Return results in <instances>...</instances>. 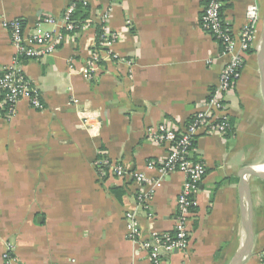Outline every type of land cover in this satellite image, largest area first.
Masks as SVG:
<instances>
[{
    "label": "crops",
    "instance_id": "1",
    "mask_svg": "<svg viewBox=\"0 0 264 264\" xmlns=\"http://www.w3.org/2000/svg\"><path fill=\"white\" fill-rule=\"evenodd\" d=\"M76 1L88 5L91 26L77 36L65 32L53 54L22 60L45 108L22 99L14 116L0 120V264L8 242L21 264H154L128 237L126 214L135 215L142 233L151 226L174 230L185 175L173 172L155 187L159 170L148 162L164 160L169 146L149 141L146 131L189 122L218 84L225 63L222 45L200 23L208 0H0V20L21 17L30 32L40 18H61ZM251 3L260 8L258 36L229 99L232 129L198 137L194 156L205 162L207 173L195 194L191 245L165 253L160 264H230L240 245L247 190L240 174L250 167L264 170L257 53L264 0H225L223 6L224 19L239 35ZM107 10L118 35L111 46L117 57L104 61L92 81L83 67L100 14ZM15 55L10 32L0 22V72ZM100 151L131 171H143L149 181H100L94 164ZM245 180L254 238L253 254L244 264H262L264 179L247 174ZM113 187L124 194L117 196ZM153 189L151 221L138 193Z\"/></svg>",
    "mask_w": 264,
    "mask_h": 264
},
{
    "label": "built area",
    "instance_id": "2",
    "mask_svg": "<svg viewBox=\"0 0 264 264\" xmlns=\"http://www.w3.org/2000/svg\"><path fill=\"white\" fill-rule=\"evenodd\" d=\"M224 3L225 0H208L200 17L203 29L222 45L225 63L217 86L209 92L183 128L161 123L146 131L149 141L169 146V153L164 160L148 162L150 168L159 170L160 176L154 182L155 187L161 186L164 177L173 172L181 171L185 175L182 190L177 198V219L174 230L164 232L149 230L147 233H142L135 215L126 214L128 237L147 252L154 264H160L165 253L175 250L185 251L190 246V224L195 215V194L207 172L205 162L194 158L196 142L199 136L226 134L232 129L231 115L228 111L229 99L234 94L236 83L242 75L246 56L257 40L259 5L257 3L248 5L247 21L239 35H235L223 17ZM75 11L76 3H71L65 8L61 18L42 17L30 32L27 31L21 17L0 20L10 32L11 41L16 48L13 64L0 72V120L14 116L22 99H28L31 107L35 109L45 108L41 92L27 76L22 60L53 54L62 43L65 32L77 36L82 30L90 27L91 20L78 22L74 16ZM47 25H55L57 28H48ZM98 26L90 58L83 67V72L91 80L100 73V67L103 66L100 61L117 57L112 53L111 46L117 41L118 35L109 25L108 10L100 14ZM95 167L101 181L107 177H133L140 184L149 181L146 173L127 169L120 162L112 161L104 151H100L97 155ZM153 197L154 189L138 193V203L151 221L154 217L151 204ZM13 251L12 243L8 242L2 253L3 264H21ZM260 257L264 264V254Z\"/></svg>",
    "mask_w": 264,
    "mask_h": 264
},
{
    "label": "water",
    "instance_id": "3",
    "mask_svg": "<svg viewBox=\"0 0 264 264\" xmlns=\"http://www.w3.org/2000/svg\"><path fill=\"white\" fill-rule=\"evenodd\" d=\"M257 53H258L259 69L261 75L262 94L264 98V28L260 38ZM247 174H253L260 177L261 179H264V170H260L256 167H250L244 169L240 174L241 186L244 188L246 187L247 189L242 203L243 231H242L240 245L230 264H244V262L253 254L252 251L253 238H254L253 202H252L251 192L248 187V182L245 180V176Z\"/></svg>",
    "mask_w": 264,
    "mask_h": 264
},
{
    "label": "trees",
    "instance_id": "4",
    "mask_svg": "<svg viewBox=\"0 0 264 264\" xmlns=\"http://www.w3.org/2000/svg\"><path fill=\"white\" fill-rule=\"evenodd\" d=\"M75 3H76V11H75L74 16L78 20V22L83 23V22H85L87 20V17L90 14L89 13V7H88V5L84 4L83 1H76ZM98 28H99V26H98ZM251 50L252 49H250V51ZM100 63L103 65L104 62L103 61H100ZM194 158L196 160H199V158L196 157V156H194ZM107 178H105L104 180H106ZM112 190L119 197L122 196V194H124V189L123 188L113 187Z\"/></svg>",
    "mask_w": 264,
    "mask_h": 264
},
{
    "label": "rangeland",
    "instance_id": "5",
    "mask_svg": "<svg viewBox=\"0 0 264 264\" xmlns=\"http://www.w3.org/2000/svg\"><path fill=\"white\" fill-rule=\"evenodd\" d=\"M109 60H110V59H108V58L105 59V61H109ZM87 62H88V61H87ZM87 62H86V64H87ZM86 64H85V65H86ZM100 68H101V69H100V73H101V71H102V69H103V66H101ZM100 73H99V74H100ZM98 76H99V75H97V77H98ZM97 77H96L95 79H97ZM95 79H93V80H95ZM93 80H92V81H93ZM229 107H230V104H229ZM228 111H229V113H230V108L228 109ZM107 156H108V155H107ZM108 157H109V156H108ZM96 158H97V156H96ZM96 158H95V160H96ZM109 158H110V157H109ZM110 159H111L112 161H114V162H118V161H116V160H114V159H112V158H110ZM95 160H94V164H95ZM98 179L101 181V179L99 178V176H98ZM121 179H123V178H121ZM128 213H129V214H133V213H131V212H128ZM135 218H136V217H135ZM136 220H137V219H136ZM137 222H138V220H137ZM150 230L157 231L156 229H154V226H153V227L151 226V229H150ZM190 231H191V229H190ZM190 245H191V243H190ZM188 248H190V246H189ZM188 248H187V249H188Z\"/></svg>",
    "mask_w": 264,
    "mask_h": 264
}]
</instances>
